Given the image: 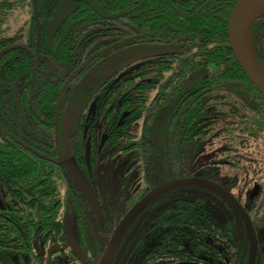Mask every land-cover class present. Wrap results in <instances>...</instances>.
Returning a JSON list of instances; mask_svg holds the SVG:
<instances>
[{
  "label": "trees",
  "instance_id": "1",
  "mask_svg": "<svg viewBox=\"0 0 264 264\" xmlns=\"http://www.w3.org/2000/svg\"><path fill=\"white\" fill-rule=\"evenodd\" d=\"M237 1L0 0V264H43L47 248L65 240L69 213L81 257L67 255L75 264L99 260L88 200L63 161L68 123L65 150L82 174L105 152L134 162L142 184L122 198L124 209L165 180L202 176L234 191L256 229L264 225V96L231 48ZM138 43L175 53L112 63ZM252 48L264 67V13L253 23ZM180 189L145 208L142 221L162 224L160 240H174L187 262L208 249V264L225 263L224 246L205 245L227 238L228 264H246L239 229L205 203L172 198Z\"/></svg>",
  "mask_w": 264,
  "mask_h": 264
},
{
  "label": "flooded vegetation",
  "instance_id": "2",
  "mask_svg": "<svg viewBox=\"0 0 264 264\" xmlns=\"http://www.w3.org/2000/svg\"><path fill=\"white\" fill-rule=\"evenodd\" d=\"M161 51H164V50H161ZM156 52H160V51H156ZM152 53H154V52H152ZM94 106H95L94 102H90L88 104V115L92 112ZM67 125H68L67 128L70 129L71 123H68ZM92 125H94V124H92ZM84 135L86 136V131L84 132ZM64 142H66V146H67V148L65 147V149L69 150V148L71 146V138L69 135H64ZM103 145L104 144L101 145V150L103 149ZM99 150H100V148H99ZM111 156L105 152V153L99 155L94 160H88L87 170H86V173L84 172V174L81 173V170L78 168V166L76 165V162L72 158L75 165L77 166L80 174L83 176L84 181L86 183L88 182V185L90 187V190L88 192H86L85 188L82 187L84 185L81 183V181L80 182L78 181V179H77L78 177H75L72 174L68 163L65 164L68 167V171L71 174L73 180L75 182L79 183V185L82 189L81 194L85 198H87V200H88V206L86 208L88 228H89L90 223H91L90 217H93L94 221H96V223H97V230L100 231L99 234L102 235V241L100 242V241H98L96 235L94 236V235L90 234V230H89V234L91 237V242H90L91 246L96 249L98 254L101 252L99 260L96 264H98L100 262L108 244L110 243V240L113 236L115 229L117 228L119 223L122 221L124 216L128 213V211H130L133 208V206L139 200H141L147 193H149L152 189H154L156 186H158L159 184H161L165 181L173 180V179H181V178H201V179H205V180L214 182V183L218 184L220 187H222L224 190L229 192L234 198H236L238 200V202L245 208L246 212L248 213L246 207L244 206L245 204H243L239 200V197L235 195L234 191H232L230 188H227L223 184L218 183L216 179H207V178L202 177V176H189V177H178V178L174 177V178L165 180V181L159 183L158 185H156L151 190H149L147 193H145L132 207H130L128 210H126V209H124L121 200H122V198L129 196L133 191L127 192L123 189H120L119 193L116 196L115 201H114V200H111L109 198L107 190H105V196H102V194L98 190V186H97V183L95 181L96 171L99 168V166L102 164V161L105 158H108ZM101 158H104V159L101 161ZM112 158H113V164L114 165L118 164L121 161H125L124 164L125 163L127 164L126 167H128V169L133 170L134 175H136V176L138 175V173L136 172V170L134 168V162L133 163L130 162L131 160H127V159L119 160L118 158H115L114 156H112ZM63 161L65 162L64 154H63ZM218 173L220 174L219 171H218ZM215 177H217V176H215ZM141 184H142V182L140 183V185H138V187L134 191H136L138 188H140ZM176 188H181V189L177 190L176 193L173 194L172 198H175L177 196L179 197V196L183 195V196H186L188 199L193 198L195 203H205L208 206V209L214 215H216V213L219 212L224 218H226L227 215L230 218L232 216L233 221L237 224V226H236V228H234L230 223H229V226L233 229H239L240 236L242 238V240H241L242 245H240L239 247L242 251L244 250L246 252V254H248V259H247L248 263L246 262V264H258L257 260H258L259 252H260L259 251L260 243H259V239H258V231L260 229H262V227H259L256 229V227L253 224L255 231H256V235H257L258 249H257L256 258L254 259V261L252 263H250L249 258H250L251 247H250V241H249L248 234H247V229H246V226H245V223H244L242 217L238 214V212L234 209V207L220 193H218L217 191L212 190L210 188L204 187V186L185 185V186H179ZM176 188H172V189H176ZM172 189H170V190H172ZM235 192L237 194H239L240 196H242V190H235ZM90 193H92V194H90ZM93 193H94V195H93ZM255 194H256V191L252 190L249 193V197L253 198ZM200 195L204 196L203 200H200ZM160 196H162V194ZM160 196L157 197L155 200L160 198ZM155 200L152 201L150 204L155 202ZM117 201L119 203L118 207H117V203H116ZM150 204L146 208L149 209ZM159 204H160V202L154 208H158ZM246 205H248V202ZM144 210L135 217V219L129 225L128 229L123 234L110 264H208L206 261H209V262L212 261L211 256L214 255V253H213V251H210L208 249H206L204 251L203 255L198 256V254H197L196 258H194L193 261H191V262L185 261L184 255H183V250H180L179 247L177 250L172 248L173 247L172 245L174 244V240H166V239L160 240L162 233H161V235H159L160 234L159 229L161 227H163L162 224L154 222L155 220L153 221V223H146V224L143 222L145 219L142 221L143 216H145V218H146L147 216L150 215V214L144 215V213H143ZM149 212H151V211H149ZM248 215H249V213H248ZM249 217H250V215H249ZM71 218L73 220L74 225L77 228L75 216L73 214L69 213L65 219V233H66L65 240L63 242L52 244V245H60V247L67 245V247L64 250H58L57 252H54L53 254L50 255L49 254V248L52 246V245H50L46 250L47 260H46V257H44L43 264L44 263L45 264H52V260L54 258L56 259V264H75L74 261H72L70 259V256L67 255L71 250H73L74 252H77V254H78L77 257H79V258L81 257V254H80L81 243H80L79 231L77 228V237L75 238L74 235L72 234L71 230H70V227H71L70 219ZM250 219H251V217H250ZM251 221H252V219H251ZM252 223H253V221H252ZM113 224H115V227H114V230L111 232L110 229L113 227ZM224 224H226V223H224ZM226 225H228V224H226ZM141 235H142V238H139ZM181 235H182V233H181ZM144 236H146L147 238L143 239ZM179 242L181 244L184 241L182 239H180ZM179 242H177V244ZM160 243L162 244L163 247H165V248H163V250L157 248V245ZM197 243L198 242H193L194 246H197ZM218 243H219V246L225 247V249L223 251L221 250L222 252H224V255L226 258L225 263H223V264H228V261L230 262V260L232 259V249H231V244H229L227 238H220L218 242L216 239H209L205 246L216 250V247H218ZM175 251L177 254L175 253ZM193 252H195V251H193ZM56 257H59V258L57 259ZM174 257H176V258H174ZM197 258H198V260H196ZM199 258L201 259V261Z\"/></svg>",
  "mask_w": 264,
  "mask_h": 264
},
{
  "label": "water",
  "instance_id": "3",
  "mask_svg": "<svg viewBox=\"0 0 264 264\" xmlns=\"http://www.w3.org/2000/svg\"><path fill=\"white\" fill-rule=\"evenodd\" d=\"M256 1L257 0L237 1L230 17L229 40L233 53L239 64L241 65L247 76L250 78V80L255 84V86L264 96V67L256 58L252 48L253 23L257 17L264 13L263 11L261 14H253ZM169 53H175V51L164 50L160 52L149 53L135 57L128 62L133 63L147 57L165 55ZM185 185H200L215 190L220 193L234 207V209L242 217L247 229L251 247L249 262L252 263L257 255L258 240L253 223L245 208L229 192H227L214 182L201 178H181L168 180L159 184L149 193H147L141 200H139L130 211H128V213L124 216L122 221L115 229L110 243L108 244L98 264L111 263V260L123 234L128 229L129 225L132 223L135 217L140 214L152 201L172 188ZM66 247L67 245H64L63 247H60V245H52L49 248V254L51 255L58 250H64Z\"/></svg>",
  "mask_w": 264,
  "mask_h": 264
},
{
  "label": "rangeland",
  "instance_id": "4",
  "mask_svg": "<svg viewBox=\"0 0 264 264\" xmlns=\"http://www.w3.org/2000/svg\"><path fill=\"white\" fill-rule=\"evenodd\" d=\"M159 50H161V48L157 44L138 43L136 45L128 47L127 49L122 51L120 54H118L117 57L113 58L111 61L114 65H120L121 63H126L135 57L142 56L145 54H149L152 52H156ZM79 100H80V104H81L83 101V98L79 97ZM71 129L67 128L66 130H63L64 135H68L70 133ZM63 154H64L65 163H68L72 174L75 177H78L77 178L78 181L79 182L81 181V183L84 185L82 187H84L85 191L88 192L90 190L88 182L86 183L84 181V178L80 174V172H79L77 166L75 165L72 157L68 154V152L66 153L65 149H63ZM103 159L104 158H101V161ZM124 162L125 161H121L118 164L114 165L112 157L105 158L102 161V164L99 166V168L96 171V177H95V181L97 183L98 190L102 194V196H105V190H107L109 198L111 200L115 201V198L118 195L120 189H123L127 192H131V191H134L138 187V185H140V183H141L140 177L138 175L137 176L134 175V171L131 169H128V167H126L127 164L126 163L124 164ZM70 176H71V174H70ZM90 194H92V193H90ZM93 195H94V193H93ZM116 203H117V207H118V204H119L118 201ZM216 216L219 218V220L222 224L226 223L229 225V223H230L234 228H236L237 224L233 221L232 216L230 218L227 215L226 218H224L219 212L216 213ZM90 219H91V223L89 226L90 234L94 235V236L96 235L98 241L101 242L102 241V235H100L99 234L100 231L97 230V223H96V221H94L93 217H90ZM70 224H71L70 230H71L72 234L74 235V237L76 238L77 237V228L74 225L72 218L70 219ZM236 239H237L236 243L239 246L242 245L239 238L236 237ZM258 239H259V243H260V249H259L260 252H259V257H258L257 262H258V264H264V225L262 226V229H260L258 231Z\"/></svg>",
  "mask_w": 264,
  "mask_h": 264
},
{
  "label": "bare ground",
  "instance_id": "5",
  "mask_svg": "<svg viewBox=\"0 0 264 264\" xmlns=\"http://www.w3.org/2000/svg\"><path fill=\"white\" fill-rule=\"evenodd\" d=\"M264 11V0H257L253 14H261Z\"/></svg>",
  "mask_w": 264,
  "mask_h": 264
}]
</instances>
